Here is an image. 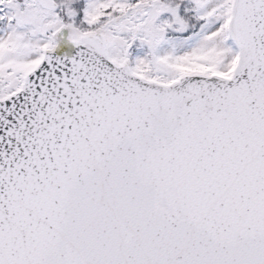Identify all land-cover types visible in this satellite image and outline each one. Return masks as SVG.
<instances>
[{
  "label": "snow or ice",
  "instance_id": "1",
  "mask_svg": "<svg viewBox=\"0 0 264 264\" xmlns=\"http://www.w3.org/2000/svg\"><path fill=\"white\" fill-rule=\"evenodd\" d=\"M0 264H264V0H0Z\"/></svg>",
  "mask_w": 264,
  "mask_h": 264
}]
</instances>
